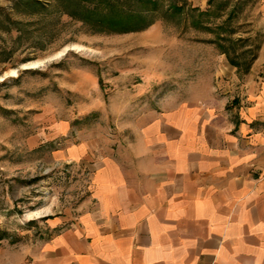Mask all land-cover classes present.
<instances>
[{
    "label": "rangeland",
    "instance_id": "obj_1",
    "mask_svg": "<svg viewBox=\"0 0 264 264\" xmlns=\"http://www.w3.org/2000/svg\"><path fill=\"white\" fill-rule=\"evenodd\" d=\"M15 1L0 0V264L49 239L57 218L70 224L84 211L90 155L70 151L121 137L138 107L200 86L194 75L210 72L213 52L198 41L229 48L238 73L264 42L262 0H158L151 23L129 32L73 17L82 9L66 10V0Z\"/></svg>",
    "mask_w": 264,
    "mask_h": 264
},
{
    "label": "crops",
    "instance_id": "obj_2",
    "mask_svg": "<svg viewBox=\"0 0 264 264\" xmlns=\"http://www.w3.org/2000/svg\"><path fill=\"white\" fill-rule=\"evenodd\" d=\"M198 44L213 52L200 86L70 151L90 155L84 211L3 264H264V42L244 73Z\"/></svg>",
    "mask_w": 264,
    "mask_h": 264
},
{
    "label": "trees",
    "instance_id": "obj_3",
    "mask_svg": "<svg viewBox=\"0 0 264 264\" xmlns=\"http://www.w3.org/2000/svg\"><path fill=\"white\" fill-rule=\"evenodd\" d=\"M65 9H70V6L81 8L82 13L77 11H69L73 17L80 19L86 23L91 24L95 28L107 27L113 31L129 32L141 30L151 23L149 20V14L159 9L158 0H141L142 9L140 10H125L120 0H66ZM16 4L20 0L15 1ZM28 4L33 7L42 5L39 0H27ZM63 2V0H62ZM74 2V4H72ZM172 6L176 9H181V5L174 2ZM222 39L229 40L232 43H236L241 39H229V37H220ZM243 40V39H242ZM220 47L223 49V53L226 54L231 64L234 66L242 65L235 56L231 55L229 48L220 43ZM256 54H252L249 61L244 63V72H248L252 62L255 60Z\"/></svg>",
    "mask_w": 264,
    "mask_h": 264
}]
</instances>
